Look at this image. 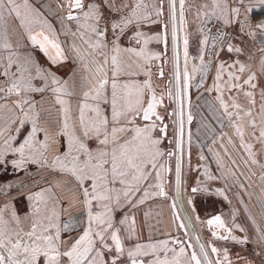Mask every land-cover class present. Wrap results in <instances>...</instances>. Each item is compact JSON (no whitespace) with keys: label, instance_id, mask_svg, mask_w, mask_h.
Segmentation results:
<instances>
[{"label":"snow or ice","instance_id":"6c2138e0","mask_svg":"<svg viewBox=\"0 0 264 264\" xmlns=\"http://www.w3.org/2000/svg\"><path fill=\"white\" fill-rule=\"evenodd\" d=\"M259 2L264 6V0ZM59 4L61 22L75 24V30L68 28V32L73 37L78 36L91 49L93 59L90 63L94 70L87 78L86 87L83 84L77 87L74 77L63 79L58 74V67L54 66H63L69 56L59 41L61 33L52 27L40 8L31 0H0V100L15 97L11 104L21 114L17 133L21 127L31 124L18 146L12 143L15 135L4 138L0 146V165L6 162L9 153L18 154L20 158L11 161L15 169L25 168L26 162L42 163L65 178L63 183L24 193L28 205L23 216L11 202L0 204V264H232L227 248L221 256L220 249L211 240L205 245L197 237L199 252L190 253L188 249L194 245L177 239H171L176 247H169V239L140 242L133 210H138L149 199L167 197L165 173L170 169L165 157L175 160L179 195L184 179L183 114L190 81L195 79L197 71L207 73L211 60L205 63L206 54L220 56L217 44L221 45V50L226 46L228 53L243 54L241 47L231 43V33L224 29L239 25L241 32L247 29L254 37L257 29L264 33V20L251 24L248 13L253 5H248L241 19L244 0H203L195 6V16L200 21L198 31L202 36L198 41L201 63L189 70L187 16L193 7L189 0H59ZM161 24V31L153 34L143 31L145 27ZM213 27L216 32L210 35ZM129 30H134L130 39L135 41L136 47H121L119 40ZM149 31H152L150 27ZM13 35L26 40L32 50L39 49L47 57L49 66L45 68L39 64L30 53L22 54L19 40L14 42ZM169 36L173 49L174 90L173 81H169L165 92L179 106V110L168 113L178 124L175 151L161 148V134L166 135L168 127L164 123L165 116L158 111L163 106L164 93L158 96L153 87V65L163 53L148 47L152 42L167 43ZM210 38L212 44L209 46ZM181 47L183 72L180 70ZM72 51L77 58L84 59L75 45ZM261 51L264 52V48ZM260 63L264 72V57ZM234 65L238 66L239 73H244L248 67L239 59L227 67ZM224 71V63L216 66L213 86L206 90L217 93L215 99L230 120L249 117L247 124L253 129L254 138L264 145V88L260 90L262 103L257 112L259 135L255 136V94L244 90L243 86L253 90L260 87L254 82L257 77L251 73L241 83V76L229 71L227 81L221 83ZM158 74L165 75L162 69ZM203 79L202 75L201 84ZM225 88L229 92L242 91L250 107L241 109L235 100L231 105L226 103ZM46 93L51 94V107L56 116L47 110V127H42L38 109L42 108ZM229 107L243 111V117L240 111H229ZM192 119L189 114L187 121L190 123ZM11 124H15V120L10 118L8 127ZM234 128L240 146L256 164L252 145L244 142L243 126L234 123ZM6 130H0V136ZM39 132L44 133L43 140L37 139ZM49 150L52 152L50 164L45 157ZM231 174L235 176V172ZM208 179L217 177L209 175ZM7 187L19 186L9 184ZM59 187L66 189L64 199L56 192ZM207 190L199 183L191 189L192 193ZM216 192L227 199L221 189ZM8 195L4 192V196ZM187 203L192 206L194 201L189 197ZM172 207L175 209V204ZM69 208L78 211L73 214L68 212ZM192 211L196 209L193 207ZM173 215L175 220L180 219L175 211ZM184 219L186 222L178 227L193 230L187 217ZM195 219L198 223H206L212 237L218 240L249 242L248 236L233 234V228L245 231L234 222L235 214L231 227L221 215H213L206 221H201L199 216ZM252 223L255 225L254 220ZM256 231L260 233L257 243L264 249V232L259 228ZM129 241L133 243H126Z\"/></svg>","mask_w":264,"mask_h":264},{"label":"rangeland","instance_id":"374dc122","mask_svg":"<svg viewBox=\"0 0 264 264\" xmlns=\"http://www.w3.org/2000/svg\"><path fill=\"white\" fill-rule=\"evenodd\" d=\"M54 3H55V1L51 0L52 6L56 7V5ZM200 3H201L200 0H197V1L196 0H189V5L193 6L192 11L187 16L188 32L190 35L189 70H191V68L193 66L198 67L201 63L199 60L198 41H199V39L202 38V36L200 35V33L198 31V28L200 26V21L197 20V18L195 16V6L199 5ZM258 4L260 5V2H258ZM246 5H247L246 7H248V5H253V7H254V5H256V4L249 2ZM46 8H47V6H46ZM186 10H187V6H186ZM245 10H242L243 12L241 11V18L242 19H243V15L245 13ZM163 19L166 21L167 17L165 16ZM67 24H68V22H66V25ZM71 24L72 25H70V26L67 25V29L71 28L72 30H75V24L74 23H71ZM149 27L151 28L152 31H149ZM149 27H146V29H144L143 31L147 32L148 34H153V32L160 31L159 25H151ZM224 30L228 33H231V37H230L231 43L241 47L243 49V54L237 55L235 53H228L226 50V46H224L223 50H221V45L217 44L216 47H217V50H220V56L217 57V56H215L214 53H212L211 56L206 54L205 55V63H208V61L211 60V63L208 65L207 73H201L200 71H197V73L195 75V79L191 80L192 87H193L192 89L195 90V91H193L194 92L193 95H196L195 101L197 100L198 94L203 95V97L205 99L207 97H210V99H213L214 100L213 103H215L214 105H216L217 106L216 108L218 109V111L222 113L221 117L223 118L222 119L223 123L218 128L217 133L214 134L215 138H213V139L210 138L211 134H207L206 129H204L203 132H200V133H197L196 135H193L192 139L194 142V150L195 151H193L192 157L190 159L191 160V162H190L191 168H190V178H189L190 183L189 184L193 188V187H196L197 184L199 183V186L202 189H204V188L208 189L207 191H200V192L195 193V196H197V198H208L209 197V198H212V200L215 199L218 202H220L225 207V211L231 219V222H232L231 226L233 224V214H235V221L234 222L236 224L240 225V227L243 228L245 231L241 232V231H239V229L234 228V230H235L234 235H236L238 237H243V236L249 237V242L246 244H238V243H234L232 241L227 243L228 245H230L231 247H233L235 249L234 257L237 259L238 258L240 259L241 257L239 256V254L242 253L243 246H247V247L251 248V247L255 246V244H257L258 237H259L260 233H258L256 231V229L259 228L261 230V232H264V219H263L264 215L262 214L258 205H256V203H255V195L256 196H258V195L256 192L254 193L255 189L257 188V186L259 184L260 194L262 196H264V190H262V187H264V167H261V165H264V145H262L257 139L254 138L253 129L250 128L247 124V121L250 118L249 117H243V111H241L239 109L234 110L231 107H229V111H233V112L240 111V115L243 117V119L240 121H235L234 119L230 120L227 116L224 115V110L220 108L219 102L216 101V99H215V96L217 95V93L215 91L208 92L206 89L212 88L214 78L216 75V66L220 63L225 64V71L222 74L221 83H223L224 81H227V79H228L227 73L229 71L233 72L236 75H240L241 76V83H242L243 79H246L249 74L255 73L257 80L254 82L258 83L260 85V87L254 89V90L250 89L247 85H244L243 87H244V90L253 91L255 94L256 105H255V109L253 111V116L256 117V119H257V129L255 130V136H258L259 135V123H260V121H259V117L257 116V112L259 111L260 104L262 103L261 98H260V90H261V88H264V72L261 71V63H260L261 62V54L259 53L260 62L258 64V62L256 60L254 61V58H256L258 56V54H253V50H252L255 48L257 49V47H259V50H260L261 46H257V44L254 41H252V39L250 37H248V35H249L248 30L245 29L244 32H241L239 25H233V26L228 27ZM133 31L134 30H130V34H126L125 36L121 37V40H123V41L128 40L127 44H125L126 47H136L135 41L130 39ZM65 32L71 34V32H68V30H65ZM215 32H216V28L213 27V31L210 35H214ZM246 37H248V38H246ZM12 40L14 42L19 40V43L21 45L20 51L22 54L30 53L39 64H41L45 68H47L49 66V62L48 61L46 62L44 60L42 52H40L38 49L32 50L31 45L27 44L26 40L20 39L18 35H13ZM59 41L62 45L64 39H61L60 35H59ZM76 42H77V45L82 47L81 52L83 55L93 58V56L90 55L91 49H89L87 47V45L83 44V41L80 44L78 36L73 37L72 35H69V36L67 35V41H66L67 48L72 50L71 44H74ZM169 43H170V46L168 45L169 46L168 47L169 53L167 54V66H166L165 74L169 79H171L170 81H173L172 73H173V68H174V61L172 59L173 49H172V45H171V41H170V36H169ZM211 44H212V41L210 38L209 39V46ZM148 47L152 51H160L161 52L160 43L152 42L148 45ZM105 51H107V50H105ZM73 54H75V53H73ZM74 57H75V55H74ZM98 57L99 56H96L95 58H98ZM237 59H239L241 62L245 63L248 66V67H246L244 73L238 72V66L234 65L232 68L227 67V65L232 64L233 61L237 60ZM180 66H181V69L183 72L182 47L180 50ZM54 67H57V66H54ZM68 67L70 68V65L66 66L64 64V66H61V67L58 66V74L61 76L60 72L66 71V69H68ZM68 71L69 70H67V73H68ZM202 75H203L204 79H203V82L201 84V76ZM162 84H163V81L157 80L155 75H153V87L155 88L156 92H158L159 94L164 93ZM197 84H200L201 86L197 87ZM173 90H174V81H173ZM48 94L51 95L50 93H46L45 97ZM223 96H224L225 102L228 103L229 105H231L233 100H235L237 103L240 104L241 109L250 107V105L248 104V98L243 95L242 91L233 90L232 92H229L227 90V88H225V90L223 92ZM230 97H231V99H230ZM12 99H15V97L8 98L7 100H0V105L4 106V107L0 108V121L6 120L7 118H11L12 120H15V124L13 126V128H15L16 126L17 127L19 126V120L21 118V114L18 110H16L12 106V104H11ZM36 99L39 100L40 97L37 95ZM171 108H174V101L173 100H172ZM9 109H12V110L9 111ZM38 110L41 111V116H43L42 110L41 109H38ZM193 110H194V108H193ZM234 123L240 124L243 126L244 142H245V144H251L252 145V151L256 154V157H255L257 160L256 164H253L251 162V160L249 159L248 154H247V150L240 146V138L235 132ZM41 125H42V123H41ZM188 128H189V124L186 121V124L184 125V130H187ZM30 129H31L30 123L21 127L19 135H17V138L12 142L13 146H18V143L22 142L23 137L28 134ZM9 130H10V128H9ZM7 132H8L7 130L4 131V135L0 138V146L3 145V140H4V138L7 137L6 136ZM14 132H16V131H13V133ZM173 132L176 135V131H173ZM154 135H155V133H154ZM184 137H185V131H184ZM37 139L43 140L44 139V133L43 132L37 133ZM175 139H176V137H175ZM229 141H231V143H229ZM221 145H223V147H221ZM173 147L175 149V142H174V144L171 143V145L168 146L166 144L165 140L161 139L162 150L167 151L168 148H173ZM203 149H204V151H203ZM197 150H198V152H197ZM49 153H51L50 150L45 152V157L48 158L49 164H50L51 159H52V154H51V158H50ZM214 154L216 156V159H213L211 161L209 155L212 158H214ZM201 156L204 157L203 160L200 159ZM220 156L225 157L227 159V163H226V161H223V164L219 163ZM14 157H17V159L20 158L18 156V154L13 156L11 153H9L5 157V161H6L5 163L7 165L6 166L7 170H11L12 168H14L12 163H11V161L13 160ZM238 157H240L242 162H240L241 168L238 167L237 169H241L242 171H245L247 169L253 170L252 176L250 175L247 180L242 179V176L238 175L237 173L235 174V176H233L231 173L228 175L224 169V166L227 164L229 167H231L235 170L236 164H239V163H237ZM10 159H12V160H10ZM169 162H170L169 164L171 165V167L174 166L173 171H175V160L170 159ZM173 163H174V165H173ZM26 164L28 165V167L30 169H32L34 167V170L39 169V168L40 169L46 168L43 166L42 163L28 164L26 162ZM2 168H4V166L0 165V169H2ZM6 168H4V169H6ZM22 170H24V168L21 169L20 171H22ZM45 170L50 171L49 177L51 179L58 178L59 173H53L50 170V167H47ZM206 170H207V173L205 174ZM231 171H232V169H231ZM0 174H1L0 196H3L4 192H8L9 194L16 195L15 197H17V198H16V200L11 202V205L14 206L16 209L18 208L19 214L21 216H23L24 212L27 208V205H28L27 198L23 194L27 193L29 191L38 190L39 188L43 187L42 186L43 183L41 181L38 182L35 180L36 182L34 184H31V185L28 184L26 187L22 188L21 186L18 185V182H14V181L13 182H7L6 181V178L11 177L12 175L7 174L5 171H3V173H0ZM257 174L259 176L258 181L256 179ZM209 175L215 176V177H217V179L209 180L208 179ZM2 181H4V182H2ZM248 181H249L248 185L243 183V182H248ZM241 183L243 184L244 188H246V190H248L249 187L251 188V186H253V187L256 186V187L255 188L252 187V189L246 191V194L240 195L239 187H240ZM6 184L7 185L11 184L14 186L18 185L19 187L18 188H16V187L8 188ZM170 185L171 184L169 183V186ZM224 185H226V186H224ZM247 187H248V189H247ZM184 189H186L185 185H184ZM216 189H221L225 193V195L227 196V199H225L223 196L218 195L216 192ZM184 192H186V190H184ZM244 193H245V191H244ZM245 195L247 198L245 197ZM252 195H254V196L252 197ZM244 198L247 199V202L249 204L248 207H247V205L242 203V202H244ZM239 199H241V203L239 202ZM152 214H154V212H152ZM152 214H149L150 216L148 217V219L152 218L150 220L151 221L150 225L152 226V230H148V232L145 235L141 229L137 228V234L139 237V241L142 243H147V242H156L159 240L169 239V247H174V245L171 244V239H174V234H172L170 236H165V237L160 238V239H158V237H156V236L161 235L160 234L161 232L154 229V226H153L154 221H152L154 216H152ZM249 217H251V219H249ZM252 217H254V219H252ZM242 218L246 219V221H244L245 226L242 225L244 223V222L242 223ZM136 220H137V225H136V227H137V226H139L138 225L139 221H138V219H136ZM252 220L255 221V225H253ZM126 243H133V242L129 241ZM227 244H225V245H227Z\"/></svg>","mask_w":264,"mask_h":264},{"label":"flooded vegetation","instance_id":"af4514ba","mask_svg":"<svg viewBox=\"0 0 264 264\" xmlns=\"http://www.w3.org/2000/svg\"><path fill=\"white\" fill-rule=\"evenodd\" d=\"M54 1H55L54 4L56 5V7L52 6L51 0H31V2L34 5H37L40 8V11L48 19V21L52 25V27L55 28L57 30V32L61 33L60 37H61V39H64L63 42L65 43L63 48L66 50L67 55H72L74 52L71 49L67 48V45H66L67 35L69 36L71 34H69V33H67L66 35L63 34V33H65V30H68L67 25L70 26L72 24L68 23L66 25V21L63 23L61 22V19L59 17L62 15V13L60 12L59 0H54ZM46 6H47V8H46ZM106 15H107V13H106ZM117 19H118V17H117ZM102 26L103 25H101V27ZM159 26H160V31H161L162 24ZM144 29H146V27ZM126 34H130V30ZM109 39H111V32H109ZM79 41L81 44L82 41L80 39H79ZM127 41H123L120 39L119 43L122 47H126L125 44H127ZM160 45H161V52L163 53V55H162L160 60L155 61L154 65H153V70H154V75H155L156 79L163 81V84H162V87L164 90L163 106L161 108H159L158 111H160L161 114L165 116L164 123L167 124L168 127L166 129V135L161 134V139H164L166 144L168 146H170L171 143L174 144L175 137L177 138L178 124L175 122L173 117L168 115V113H171L175 110H179V106L174 101V108H171L172 100L168 98V96L165 92V88L169 84V81L171 79H169L166 76V74L164 75V77H161L158 74L161 69L164 71V73L166 70L167 54L169 53L168 47L170 46L169 38H168V42L166 44L165 50L162 47V42L160 43ZM180 70L182 72L181 66H180ZM192 88H193L192 83L190 81L188 101L186 102V105L184 107V114H183L184 125L186 124L187 116L189 114H191L193 119L190 123L187 121L189 124V128L187 130H184L185 131V137L183 136L185 154H184V169H183L184 179H183V184L181 186L182 187V192H181L182 203H183V207L186 211L187 216L190 218L195 229L200 234V237L204 241V244L207 243L209 240H211L215 244V246L218 249H220L221 256L223 255V250L225 248H227L229 258L233 263V258H235L234 257L235 249L233 247H231L230 245H225L230 240L223 241V240H218V239L212 237L211 230L206 225V223H198L195 219L196 216H199L201 221H206L208 218H210L213 215H221V217L225 221L226 225L231 227V223H232L230 217L228 216V214L225 211V207L220 202H218L215 199L212 200V198H209V197L208 198H197V196H195V193H192V191H191L192 186L189 184L190 183L189 182L190 168H191V165H190L191 160L190 159L192 157L193 151H195L194 150V142H193L192 137L194 135L193 129L195 126L194 124H195V120H196V114L198 112V108L196 107L197 102L195 101L196 95H193V93H194L193 91H195V90H193ZM157 95L159 96L161 94H159L157 92ZM193 108H194V110H193ZM196 126H199V125H196ZM173 131H176V135ZM189 137H190V139H189ZM167 151H175V149H174V147L168 148ZM203 151H204V149H203ZM197 152H198V150H197ZM209 157H210L211 161L213 159H216L215 154H214V158H212L210 155H209ZM165 160L167 162L166 166L170 169V171L165 173V187H166V191H167V197H156L154 199H149V200L145 201V203L141 207V213H140L141 214L140 215L141 225L143 227L142 231L146 235L148 230H152V226L150 225V222H151L150 220L152 218L148 219V217L150 216L149 214H152V212H154V214H152V216H154V218L152 220V221H154V225H153L154 229L161 232L160 233L161 235L156 236V237H158V239L174 234V239L180 240V241L185 242V243H186V239H187L188 241H190V243L192 242V244L196 248V244H195L194 238L191 234V231H188L187 229H185V231H183L182 228L178 227V225L180 223L186 222L184 219L186 217V215L184 214L183 209L181 208V205L179 202V197H178V194L176 191L175 171H173L174 166L171 167V165L169 164L170 163L169 158L165 157ZM172 160H174V158ZM223 161H226V163H227V159L223 156H220L219 163L223 164ZM173 165H174V163H173ZM224 169L228 175L230 173H232V171L235 172V174H236V171L233 168L229 167L227 164L224 166ZM231 169H232V171H231ZM3 171H5L7 174L12 175V176L13 175H24V176L30 177L29 182H28V180H26L24 182L26 184V186L28 184L31 185V184L35 183V180L33 178L34 167L32 169H30L29 173L26 170H24V172L18 171L16 173H14L12 170H7V168L6 169H0V173H3ZM21 183H23V182H19L18 184H21ZM169 183L171 184L170 186H169ZM184 185H185L186 189H184ZM224 186H226V185H224ZM184 190H186V192H184ZM189 197H191L194 201L192 206H189L187 203ZM239 202L241 203V199H239ZM173 204H175V209H173V207H172ZM193 207L196 209L195 212L192 211ZM174 211H175L176 215H178L180 217L179 220H175L174 215H173ZM146 213H147V215H145ZM186 231H187V235H185ZM233 234H234V232H233ZM216 242H218V243H216ZM174 247H176V245H174ZM188 252L190 253L189 249H188ZM213 259H215V257Z\"/></svg>","mask_w":264,"mask_h":264},{"label":"crops","instance_id":"0c3cea01","mask_svg":"<svg viewBox=\"0 0 264 264\" xmlns=\"http://www.w3.org/2000/svg\"><path fill=\"white\" fill-rule=\"evenodd\" d=\"M200 2L202 3L203 0H200ZM249 2L250 3L252 2V3L256 4V5H254V7H252L251 12L248 13L249 20L251 21V24L255 25V24L259 23L261 20H264V6H262L261 4H260L261 5L260 6L258 4V2H259L258 0H244V6L241 8V11L245 10L247 8L246 4H248ZM248 37H250L252 39V41H254L257 44V46H261V49L264 48V33L259 32V30L257 29L256 35L254 37L250 36V35H248ZM248 37H246V38H248ZM63 43L61 45L62 47L65 44V43L64 44ZM74 45L81 50L82 47L77 45V42L74 43V44H71L72 49H73ZM261 49L259 50V47H257V49L256 48L252 49L253 50V54H258V56L256 58H254V61L256 60L258 62V64L260 62L259 53L261 54V57H264V52H262ZM74 55L75 54L68 55L69 59L64 64L66 66L70 65V68L68 67V69H66V71L60 72L61 77L63 79H69V77H74L75 81H76V84H77V87H79L81 84L85 85V87H86L87 86V78L90 77L92 71L94 70L93 66L90 63V61L93 58L83 55L84 59L81 60V59L77 58L76 56L74 57ZM43 58H44V60L46 62L48 61L47 57L44 54H43ZM96 59H101V58L98 57ZM85 65H88V66L86 67ZM59 67H61V66H59ZM67 70H69L68 73H67ZM69 83L71 84L72 81L69 80ZM196 102H197L196 107L198 108V112L196 114V120H195V124H194L195 126H194V129H193V133H194V135H196L197 133L203 132V130L206 129L207 130V134H211L210 138L213 139V138H215L214 134L217 133L218 128L223 123L222 122L223 118L221 117L222 113L218 111V109L216 108L217 106L214 105L215 103H213L214 100L210 99V97H207L205 99L203 97V95L198 94ZM51 105H52L51 95L48 94L44 98V101L42 102L41 110L43 112V116H41V120H40V124L42 123V125H41L42 127H47V121H48V111L47 110L51 111L53 117L56 116L55 109L52 108ZM9 119L10 118H7L6 120L0 121V130L7 128L8 132H7L6 136L15 135V137L17 138V135H19L20 132L19 133H17V132L13 133V131H16V127L17 126L15 128H13L14 124H11V126L8 127ZM196 125H199V126H196ZM9 128H10V130H9ZM1 137L2 136H0V138ZM51 154H52V152L49 153V157H51ZM240 162H242V160L240 159V157H238L237 158V163H239V164H236V167H235L236 168L235 169L236 173L238 175L242 176V179L247 180L250 175L252 176L253 170H248L247 169L245 171H242L241 169H237L238 167H240ZM45 169L44 168L43 169H40V168L39 169H35L33 171L34 180H36L38 182L41 181L43 183V185H42L43 187H46L49 184L56 185L58 182L63 183V180L65 178L62 177L61 174L58 175V178L51 179L49 177L50 171L49 170H45ZM256 177H257L256 179L258 181V178H259L258 174H257ZM0 178H1V174H0ZM29 178L30 177H27V176H24V175H13L11 177H7L6 181L7 182H13L14 181V182H18L19 183V182H25L26 180H28V182H29ZM2 182H4V181H2ZM243 183L248 185L249 181L248 182H243ZM241 185H243V184L241 183ZM241 185L239 187L240 195L241 194H243V195L246 194V191L252 189V187H253V186H251V188L249 187V189L247 187L248 190H246V188H244V186L241 187ZM255 187H253V188H255ZM259 190L260 189H259V184H258L257 188L254 191V193L256 192L257 195H258V196L255 195V203H256V205H258L259 209L261 210L262 214L264 215V196H262L260 194ZM262 190H264V187H262ZM244 191H245V193H244ZM56 192L62 199H64V197L66 195V189L65 188H63V187L56 188ZM15 196L16 195H14V194H9L8 196H4V195L0 196V204L14 201L17 198ZM253 196L254 195H252V197ZM245 197H246V195H245ZM246 198H244L243 204L247 205V207H248L249 204H248ZM64 206L67 207V202L66 201H65ZM142 206L143 205H141L138 210H133L134 213H135L136 219H138V221H139V223H138L139 226H137V228L141 229V230L143 229V227L141 225V218H140V215H141L140 213H141V207ZM77 211H78L77 208H69L68 209V212L73 213V214H75ZM66 215H67V213H66ZM254 217H252V219H254ZM263 219H264V216H263ZM244 221H246V219L242 218V223ZM242 225L245 226V222ZM234 231L235 230L233 228V232ZM216 243H218V242H216ZM253 247L249 248L247 246H243L242 253L240 252L241 254H239V256L241 258L240 259L239 258L238 259L237 258H233V263L232 264H264V249H262L258 243L255 244V246H253ZM196 248H197V246H196ZM196 248H195V251L199 252L198 248L197 249ZM257 253H259V255H257Z\"/></svg>","mask_w":264,"mask_h":264},{"label":"water","instance_id":"95a60500","mask_svg":"<svg viewBox=\"0 0 264 264\" xmlns=\"http://www.w3.org/2000/svg\"><path fill=\"white\" fill-rule=\"evenodd\" d=\"M162 27H163V25H162ZM166 44H167V43L162 42V47H163L164 50H165V48H166ZM181 192H182V187H181V191H180V193H179V195H178V197H179V202H180L181 208L183 209L184 214H185L186 217H187V221L190 222L191 225H192V229H193V230H191V234H192V236H193V238H194V241H195V244H196V246H197V248H198V250H199V247H198V245H197V243H196L197 237L199 238V242H200L201 244H204V241L202 240V238L200 237V234H199L198 231L195 229V227H194L192 221L190 220V218H189V217L187 216V214H186V211H185V209H184V207H183V203H182V194H181ZM182 230L185 231L184 228H182ZM186 243H190V241H188V240L186 239ZM191 244H192V242H191ZM205 245H207V243H205ZM193 250H195V248L189 249L190 252L193 251ZM213 258H214V257H213Z\"/></svg>","mask_w":264,"mask_h":264},{"label":"built area","instance_id":"2783aa9c","mask_svg":"<svg viewBox=\"0 0 264 264\" xmlns=\"http://www.w3.org/2000/svg\"><path fill=\"white\" fill-rule=\"evenodd\" d=\"M13 155V154H12ZM14 156V155H13ZM13 159H17V157H14ZM10 160H12V159H10ZM6 165V163L5 164H3L2 166H4V168L7 166H5ZM4 168H2V169H4ZM14 173H16V172H18V171H20L21 169H15V168H12L11 169ZM24 170H26L28 173L30 172V168L28 167V165L26 164L25 165V168H24ZM24 170H22L23 172H24ZM7 185V184H6ZM19 186H21L22 188H24L25 186H26V184L23 182V183H21V184H18Z\"/></svg>","mask_w":264,"mask_h":264}]
</instances>
